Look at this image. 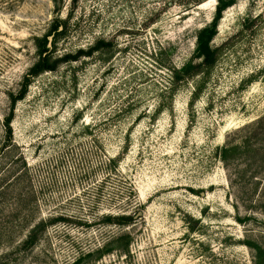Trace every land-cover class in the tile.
Returning a JSON list of instances; mask_svg holds the SVG:
<instances>
[{"label":"rangeland","instance_id":"rangeland-1","mask_svg":"<svg viewBox=\"0 0 264 264\" xmlns=\"http://www.w3.org/2000/svg\"><path fill=\"white\" fill-rule=\"evenodd\" d=\"M216 1L0 0V264H264V0Z\"/></svg>","mask_w":264,"mask_h":264},{"label":"trees","instance_id":"trees-1","mask_svg":"<svg viewBox=\"0 0 264 264\" xmlns=\"http://www.w3.org/2000/svg\"><path fill=\"white\" fill-rule=\"evenodd\" d=\"M216 18L220 13L221 8H223L224 6H226L228 3L230 2H226V0H217L216 1ZM214 27V25H213ZM213 27H211L213 29ZM64 31V27L63 24L57 19V18H53L49 29L47 31L46 34H43L41 37H37L34 39V45L36 48V52H37V60L28 68V70L24 73L23 77H22V82L20 84V88H19V92L16 96H11L10 97V113L12 110V106L14 104L15 101L19 100L22 98L24 92H25V88L27 86V84L29 83V79L34 76L35 74L43 71V70H52L55 66L56 60H49V54L51 53V47H52V42L53 39L56 38L57 36L61 35ZM207 32V36L205 40H202V36L203 34ZM213 32L212 31H208V27L204 26L198 33L197 37H196V56H198V58L200 59V62H202L203 64H211L213 61V51L210 49L208 41L210 40V38L212 37ZM49 36L52 38L50 40H48ZM103 45H106L104 42H102V40H98L96 42V44L89 49L86 53H89L91 50H95ZM80 53V52H79ZM69 56H64V58H68ZM74 57V56H73ZM10 113L9 115L4 119V124L3 127L5 130H7V132L9 131L8 129V122L10 119ZM260 123V122H259ZM9 134V133H8ZM224 152L226 151L225 149L223 150ZM107 220H110V218H107ZM132 220L131 217L129 216H119L117 217V219H115V221L118 222V224L120 225H127L128 223H130V221ZM33 241H34V237L33 234L25 241L24 243V247L25 248H31L33 245Z\"/></svg>","mask_w":264,"mask_h":264}]
</instances>
